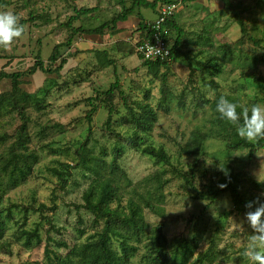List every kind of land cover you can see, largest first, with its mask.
<instances>
[{
  "label": "rangeland",
  "instance_id": "1",
  "mask_svg": "<svg viewBox=\"0 0 264 264\" xmlns=\"http://www.w3.org/2000/svg\"><path fill=\"white\" fill-rule=\"evenodd\" d=\"M148 1H156L154 9L136 8L124 22L101 32L89 30L122 10L115 0H8L0 9L14 12L24 27L20 37L0 45V71L12 73L31 67L36 55L47 65L55 45L64 43L69 36L70 30L64 24L75 15V10L95 8L93 13L77 15L71 22L74 27L82 26L88 31L72 38L71 46L63 52L65 64L58 73L47 75L37 71L22 80V88L27 92L41 91L44 86L49 92L43 95L44 109L27 110L29 149L38 154L39 161L26 181L9 191L0 203V209L10 208L13 217L6 222L0 241V264H44L46 238L53 241L49 249L64 255L68 248L89 239L98 229L93 217L81 206L90 178L73 170L68 184L61 190L58 178L50 171L59 162L75 160L74 150L86 138L94 155L108 153L104 156L106 161L110 159L113 145L122 149L119 166L132 185L144 179L154 186L156 178L165 181L164 214L160 217L145 210L146 219L151 227L163 222L169 240L199 238V247L189 264H195L197 255L211 241L215 245L214 258L203 264H253L242 255L252 234L244 221V213L232 212L228 193L220 195L212 204L199 195L221 166L228 163L247 175L245 185L253 200L264 201L260 196L264 192V148L251 154L248 150L228 151L225 140L214 135V114L206 103V100L212 102L216 91L235 98L241 107L264 104V84L246 80L242 74L255 73L264 79V0H228L244 20L248 35L258 40L257 44L242 36L222 1L169 0L178 4L175 23L184 31L182 53L186 57L177 55L170 62L166 72L168 99L164 103L160 82L142 66L134 50L141 32L139 23H152L164 3V0ZM30 16L35 19L28 21ZM222 45H231L233 55L221 57ZM199 50L203 52L196 56ZM253 56L261 63L246 65L244 59L250 62ZM210 60L220 67V72L214 77L205 73L201 78L196 62ZM210 80L217 84V89L206 84ZM116 81L120 92L112 100L115 108L108 128L105 126L107 109L100 91H106ZM9 90V80L1 78L0 93ZM124 101L149 103L155 110L157 120L147 142L165 149L169 165H157L135 149L121 145L122 137L130 133L120 119L125 113ZM92 107L96 111L89 133L85 116ZM17 125L14 121L7 132L11 133ZM193 134L206 137L199 156L183 153ZM10 143L1 147L0 153ZM195 161L196 166L192 167ZM47 222H51L54 230H50ZM35 226L39 228L41 243L26 248L18 233ZM55 242L66 244L67 249L55 247ZM261 252L264 254V249Z\"/></svg>",
  "mask_w": 264,
  "mask_h": 264
},
{
  "label": "trees",
  "instance_id": "2",
  "mask_svg": "<svg viewBox=\"0 0 264 264\" xmlns=\"http://www.w3.org/2000/svg\"><path fill=\"white\" fill-rule=\"evenodd\" d=\"M115 1L122 10L109 21L101 23L89 31L101 32L106 27L109 28L111 26L113 28L118 22H124L133 14L136 8L154 9L156 6V1L148 0ZM127 1L130 2L129 6H127ZM219 1H222L224 8L230 11L234 22L239 26L242 36L252 41L253 44H257L258 40L248 35L245 22L236 8L228 0ZM7 2L8 0H0V9L6 6ZM171 2L176 3V1L164 0L162 4ZM94 11L95 8L75 10V15L70 17L64 24L70 30L69 36L64 43L55 45L48 57L47 65L43 63L39 55H36L31 67L25 71L12 73L0 71V79L7 78L10 82V90L0 93V148L11 141L9 146L0 153V203L9 191L19 187L26 181L39 161L38 154L29 149V116L27 110L30 108L44 109L45 105L42 103L43 95L47 93L48 89L44 86L41 91L27 92L22 88V80L24 77L32 76L37 71L47 75L58 73L65 64V58L62 57L63 52L65 48L67 49L71 46L72 38L79 33L88 31L83 29L82 26L74 27L71 22L80 15L93 13ZM157 14L158 10L156 16ZM34 19L35 17L30 16L28 21ZM152 23H139L141 32L134 45L136 54L137 47L151 34ZM163 29L166 31L163 36L170 48V61H144L139 54L137 55L142 61V66L148 70L153 78L160 82V92L164 103L168 99L166 72L170 69V62L177 55L185 57L186 55L182 53L184 31L175 23V14L166 20ZM231 48V45L220 46L219 53L221 57L225 58L233 55L234 49ZM202 52L199 50L196 52V56L198 54L201 55ZM227 59L229 60V58ZM57 62L58 64L56 65ZM244 62L246 65L252 64V66L261 63L256 56L251 57L250 62H247L245 58ZM196 68L201 74V78L205 73H209L214 77L221 70L212 60L205 63L196 62ZM191 71L194 72V69H191ZM242 74L246 80L264 84V79L260 75L255 73ZM206 84L212 86L213 89H217V84L212 80ZM100 92L103 98L100 99H102L101 101H103L108 115L105 126L109 128L111 126V115L115 108L112 100L115 94L120 92L119 82L112 83L106 91ZM41 93L42 96H40ZM220 96H225L230 101L237 103L235 98L218 94L216 91L212 102L206 100L214 114L212 121L216 126L214 135L225 140V147L228 151L248 150L249 154H251L257 149L264 148V137L253 141L242 138L237 135L234 124L219 116L215 110V104ZM124 105L125 113L121 115L120 119L122 124L129 128L130 133L122 137L120 140L121 145L124 144V146L135 149L157 165H169L170 158L165 149L162 146H154L147 142L149 133L157 120L155 110L149 103L139 101H134L132 104L124 101ZM241 108L239 105L237 111L239 112ZM95 111L96 107H92L85 116L89 124V133L91 132V118ZM7 116L9 119H6ZM12 121H17L18 125L11 133H8L6 129L8 126L13 125ZM205 138V135L193 134L183 148V153L194 156L201 155V146ZM118 142L119 139L117 144ZM88 145L89 140L86 138L80 143L79 147L75 148V160L72 162H59L58 166L50 171L58 178L60 182L59 189L61 190L68 184L73 170H79L90 178L88 187L82 195L83 204L81 206L93 217V224L95 227L98 226V229L94 231L89 239L68 249L66 244L55 242V247L67 249L64 255L49 249L50 243L53 241L49 237L46 238L44 264H189L193 254L199 247V238L174 237L169 240L166 237L163 222L151 227L146 219L145 210H148L153 215L163 216L165 181L156 178L154 186L148 179H144L136 185H132L119 166L118 161L122 154V149L119 146L113 145L115 147L111 150L110 159L106 161L104 156L108 155L107 152L103 153L104 156H96ZM195 166L196 161L192 164V167ZM246 177V174L225 163L221 166L217 175L211 178L203 187L204 190L200 193L199 198L205 199L212 204L220 195L228 193L232 201V212L245 213L248 211L245 208V203L253 200V195L245 185ZM183 179L190 182L187 177H183ZM220 185L226 186L221 188ZM12 218L10 208L0 209V241L3 239L6 230V222L11 221ZM46 224L50 230H54L51 222ZM78 233L79 235L83 234L82 232ZM18 239L23 240L24 246L29 248L35 244H40L42 237L39 233V228L35 226L32 230H21L18 233ZM214 248V242L211 241L210 246L203 253L197 255L194 263L203 264L205 261H212Z\"/></svg>",
  "mask_w": 264,
  "mask_h": 264
},
{
  "label": "clouds",
  "instance_id": "3",
  "mask_svg": "<svg viewBox=\"0 0 264 264\" xmlns=\"http://www.w3.org/2000/svg\"><path fill=\"white\" fill-rule=\"evenodd\" d=\"M24 27L18 16L12 11H0V45H7L14 38L23 34ZM238 103L220 96L215 104V110L222 119L234 124L238 136L249 141L264 137V104H252L242 107L238 112ZM226 185H220L221 188ZM264 197V192L260 193ZM248 209L244 213V221L252 229L248 236L246 247L242 255L253 264H264V201L256 198L245 203Z\"/></svg>",
  "mask_w": 264,
  "mask_h": 264
},
{
  "label": "built area",
  "instance_id": "4",
  "mask_svg": "<svg viewBox=\"0 0 264 264\" xmlns=\"http://www.w3.org/2000/svg\"><path fill=\"white\" fill-rule=\"evenodd\" d=\"M178 9V4L174 2L162 4L159 7L158 14L151 25V34L137 47V54L144 61H170V48L163 36L166 32L163 25L168 18L176 14Z\"/></svg>",
  "mask_w": 264,
  "mask_h": 264
}]
</instances>
